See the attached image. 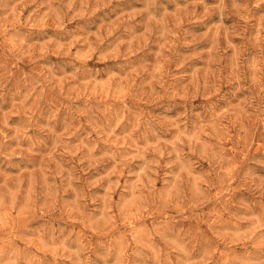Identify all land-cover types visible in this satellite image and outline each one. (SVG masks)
<instances>
[{
	"label": "rangeland",
	"instance_id": "1",
	"mask_svg": "<svg viewBox=\"0 0 264 264\" xmlns=\"http://www.w3.org/2000/svg\"><path fill=\"white\" fill-rule=\"evenodd\" d=\"M0 264H264V0H0Z\"/></svg>",
	"mask_w": 264,
	"mask_h": 264
}]
</instances>
